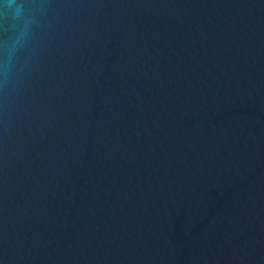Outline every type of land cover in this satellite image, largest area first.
<instances>
[{
    "label": "water",
    "instance_id": "1",
    "mask_svg": "<svg viewBox=\"0 0 264 264\" xmlns=\"http://www.w3.org/2000/svg\"><path fill=\"white\" fill-rule=\"evenodd\" d=\"M0 264H264V0H0Z\"/></svg>",
    "mask_w": 264,
    "mask_h": 264
}]
</instances>
